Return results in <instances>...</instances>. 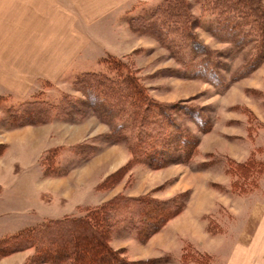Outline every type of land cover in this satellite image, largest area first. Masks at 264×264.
Segmentation results:
<instances>
[{
  "label": "rangeland",
  "instance_id": "obj_1",
  "mask_svg": "<svg viewBox=\"0 0 264 264\" xmlns=\"http://www.w3.org/2000/svg\"><path fill=\"white\" fill-rule=\"evenodd\" d=\"M175 1L177 23L160 11L169 30L149 24ZM215 18L193 0H0V239L148 197L178 210L147 238L118 223L108 247L123 263L241 264L259 253L250 251L264 239V59L251 68L257 39L234 43ZM117 61L183 133L179 160H137L130 134L108 138L128 119L106 124L75 91L77 75L114 76ZM63 98L82 112L20 128L9 119L22 102ZM165 115L151 120L164 126ZM32 253L0 264H28Z\"/></svg>",
  "mask_w": 264,
  "mask_h": 264
},
{
  "label": "trees",
  "instance_id": "obj_2",
  "mask_svg": "<svg viewBox=\"0 0 264 264\" xmlns=\"http://www.w3.org/2000/svg\"><path fill=\"white\" fill-rule=\"evenodd\" d=\"M199 3L204 12L216 16V27L233 35L234 43L243 44L244 38L255 37L256 53L251 68L264 59V8L261 0H193ZM160 6L149 18L151 25H160L169 30L167 23L160 16L177 23L179 13L174 8H183L182 2ZM190 8V4H189ZM161 11L160 16L158 13ZM166 14V16H165ZM148 18V19H149ZM190 23V20H189ZM248 29H245V27ZM250 42V41H249ZM254 42V41H253ZM198 48L194 45L193 52ZM195 52V53H196ZM114 76L105 73L83 72L75 77V91L88 100L86 107L97 113L108 125L119 116L128 119L129 124L117 126L111 130L110 141L116 144L124 131L130 134L133 142V155L137 160L151 164L175 162L182 157L181 141H186L183 133L163 112L158 105H149L147 97L139 89L136 79L129 72L124 73L125 64L121 61L108 64ZM199 66V65H198ZM200 66H204L201 64ZM116 77V78H115ZM115 99V101H114ZM78 102L72 98H63L55 105L40 102H22L9 113L12 124L20 127L40 126L47 123L51 116L59 114L71 116L80 114ZM151 106L154 107L151 108ZM85 108V107H84ZM163 117L164 126L151 120ZM46 117L45 120H42ZM139 129V132L134 129ZM157 133L155 136L154 134ZM184 154V153H183ZM116 177V176H114ZM113 176L109 181L113 182ZM117 180V179H116ZM115 180V181H116ZM114 181V182H115ZM108 187V186H107ZM127 200L116 203L111 201L97 209L89 211L83 217L50 220L23 227L0 239V258L10 254L32 250L28 264H125L108 247L110 233L122 223L128 231L137 237L147 238L157 232L178 205L170 202H157L151 198H142L135 202V207L128 209ZM171 206V210L169 207ZM134 216L135 220L132 219ZM120 217V218H119ZM111 262V263H110Z\"/></svg>",
  "mask_w": 264,
  "mask_h": 264
},
{
  "label": "crops",
  "instance_id": "obj_3",
  "mask_svg": "<svg viewBox=\"0 0 264 264\" xmlns=\"http://www.w3.org/2000/svg\"><path fill=\"white\" fill-rule=\"evenodd\" d=\"M260 231H264V225L261 226ZM262 237V235H261ZM252 251L250 253L252 254L254 251H258L259 253H255V255H249L251 256V259L249 261H243L241 260V264H264V239L258 238L255 243L251 245ZM231 264H234L232 261Z\"/></svg>",
  "mask_w": 264,
  "mask_h": 264
}]
</instances>
